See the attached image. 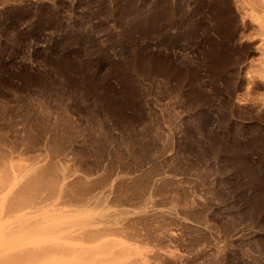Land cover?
Returning <instances> with one entry per match:
<instances>
[{
    "label": "rangeland",
    "instance_id": "obj_1",
    "mask_svg": "<svg viewBox=\"0 0 264 264\" xmlns=\"http://www.w3.org/2000/svg\"><path fill=\"white\" fill-rule=\"evenodd\" d=\"M250 6L0 0V177L46 180L13 193L36 211L9 208L1 191L0 250L91 224L99 238L34 263L264 264V65Z\"/></svg>",
    "mask_w": 264,
    "mask_h": 264
},
{
    "label": "bare ground",
    "instance_id": "obj_2",
    "mask_svg": "<svg viewBox=\"0 0 264 264\" xmlns=\"http://www.w3.org/2000/svg\"><path fill=\"white\" fill-rule=\"evenodd\" d=\"M251 1V2H250ZM248 0V2L250 3V8L249 9H251L250 10V12H252L251 13V15H252V20H253V23L256 25L255 26V30L253 31V35L258 39V45H256L257 46V48L256 49H258L260 52L259 53H261L260 55H261V59L259 58L258 60H261V61H256V62H261L260 64H262V65H264V0ZM246 4H247V2H245ZM244 5V4H243ZM246 11V10H245ZM199 13V12H198ZM140 27V26H139ZM210 47V46H209ZM225 47V46H224ZM219 48V47H218ZM216 49V48H215ZM212 54L214 55V57L217 59L218 57H219V53L218 52H216V50H213V52H212ZM259 55V56H260ZM221 62V61H220ZM223 63V62H222ZM259 63H257V65L258 66H260V64ZM262 69H264V68H262ZM176 72V71H175ZM99 91V90H98ZM33 101V100H32ZM9 103V102H8ZM119 103V102H118ZM42 104V103H41ZM32 107V106H31ZM38 107V106H37ZM15 109V108H14ZM6 110V109H5ZM32 111V110H31ZM45 111V110H44ZM43 111V112H44ZM45 114V113H44ZM35 116H37V115H35ZM43 116V115H42ZM34 118V117H33ZM41 118V117H40ZM48 118V117H47ZM28 119V118H27ZM27 121V120H26ZM31 122V121H30ZM70 122H72V121H70ZM40 123V122H39ZM41 124V123H40ZM59 124H61V123H59ZM32 125H34V124H32ZM31 125V126H32ZM62 125V124H61ZM18 126V125H17ZM61 127V126H60ZM27 128V127H26ZM34 128V127H33ZM37 128H39V127H37ZM36 128V129H37ZM47 128V127H46ZM58 128V127H57ZM29 130V129H28ZM31 130V129H30ZM32 132H33V130H32ZM43 132V131H42ZM40 133V132H39ZM34 136V135H33ZM41 136V135H40ZM57 136V135H56ZM32 137V136H31ZM26 138H27V136H26ZM35 139V138H34ZM33 139V140H34ZM38 140V139H37ZM47 140V139H46ZM30 141V140H29ZM41 141V140H40ZM56 141V140H55ZM48 142V141H47ZM51 142V141H50ZM27 143V142H26ZM239 144V143H238ZM49 145V144H48ZM47 145V146H48ZM54 151V150H53ZM55 153V152H54ZM12 158V157H11ZM13 160V159H12ZM37 160V159H36ZM36 160H34V161H36ZM6 161V160H5ZM14 161V160H13ZM41 161V160H40ZM18 162V161H17ZM33 162V161H32ZM15 163H16V161H15ZM29 163V162H28ZM50 163V162H49ZM25 164V163H24ZM23 164V165H24ZM38 164V163H37ZM43 164V163H42ZM16 165H17V163H16ZM22 165V166H23ZM28 165V164H27ZM33 165V164H32ZM51 165V164H50ZM18 166V165H17ZM35 166V165H34ZM46 166V165H45ZM20 167V166H19ZM44 167V166H43ZM58 167V166H57ZM56 167V168H57ZM62 167V166H61ZM5 168V167H4ZM3 168V169H4ZM18 168V167H17ZM17 168H15V169H17ZM32 168H33V166H32ZM1 169V168H0ZM3 169H2V171H3ZM23 171H22V170ZM21 169L19 170V168H18V170H16V173L18 172V174H17V176L18 175H22L23 176V172H26V170H24V168H22L21 167ZM26 169H29V168H26ZM34 169V168H33ZM35 169H37V168H35ZM5 170V169H4ZM6 170H9V169H6ZM43 170V169H42ZM47 170V169H46ZM51 170H52V168H51ZM10 171V170H9ZM9 171L7 172V174L9 175H5L4 173H6V171L3 173L4 174V176H3V174H2V179H1V177H0V187H1V189H0V194L3 192V190L4 191H7V193H8V196H9V194H12V197H11V202H12V200H13V195H16V194H13V193H15V191L18 189V191L20 190V189H22V191H21V193L23 192L24 193V189L26 188V190L28 189V184L29 183H31V182H33L34 180L36 181L37 180V184H39L38 182V180H41L40 182V184L39 185H45V183L44 184H42V181H46L45 179L44 180H42L43 178H45V177H43V175H42V173H45V172H43L42 171V173H40V169H39V171H33L32 169H30V171L31 172H27V175H28V173H29V177L26 175V179H25V174H24V181L25 180H27V178H28V181H26V182H28V183H24L22 180V178H20V179H22L21 181H22V184L24 183V185H22L21 184V182L20 181H17L16 179V175L15 176H13L12 175V171H13V169H12V171H10V173H9ZM20 171H22V172H20ZM27 171H29V170H27ZM1 172V171H0ZM63 172H65V171H63ZM2 173V172H1ZM14 173V172H13ZM31 173V174H30ZM48 173H49V170H48ZM73 173V172H72ZM65 174H66V172H65ZM68 174H69V172H68ZM75 174V173H74ZM1 175V174H0ZM49 174H47V175H45L44 174V176H48ZM50 175H52V174H50ZM49 175V176H50ZM57 175V174H56ZM69 175H71V174H69ZM68 175V176H69ZM73 175V174H72ZM49 176L47 177V178H49ZM59 176H61V175H59ZM68 176H66V177H68ZM79 176V175H78ZM54 177V176H53ZM52 177V178H53ZM56 178L58 177V176H55ZM62 177V176H61ZM75 177V176H74ZM46 178V179H47ZM52 178H50L49 180H51ZM55 178V179H56ZM65 178V177H64ZM69 178V177H68ZM90 178V177H89ZM58 180V179H57ZM57 180H55V181H57ZM34 181V183H36ZM47 181H48V179H47ZM54 180H52L51 182H53ZM60 181V180H59ZM67 181V180H66ZM74 181V180H73ZM61 182V181H60ZM59 182V183H60ZM112 182V181H111ZM33 183V186L35 185ZM47 183H49V182H47ZM56 183V182H55ZM55 183L53 182V186L55 185ZM70 183V182H69ZM73 183V182H72ZM71 183V184H72ZM2 184V185H1ZM37 184L35 185V186H37ZM52 184V183H51ZM63 184H65V182L63 183ZM62 184V185H63ZM74 184V183H73ZM72 184V185H73ZM112 184V183H111ZM21 185V186H20ZM38 185V186H39ZM49 185V184H48ZM56 185H58L57 183H56ZM75 185H77V184H75ZM113 185V184H112ZM31 186H32V184H31ZM30 186V187H31ZM37 186V188H39ZM66 186H67V184H66ZM16 187H17V189H16ZM48 187V186H47ZM63 187V186H62ZM104 187H105V185H104ZM15 188V189H14ZM33 187H31V189H32ZM41 188H43V187H41ZM45 188V187H44ZM50 188V187H49ZM49 188H48V190H49ZM52 188H54V187H52ZM58 188V187H57ZM66 189H67V187H65ZM103 188V187H102ZM55 189V188H54ZM64 189V188H63ZM65 189V190H66ZM29 190H30V188H29ZM40 190V189H39ZM50 190H51V188H50ZM55 190H57V189H55ZM62 190V189H61ZM2 191V192H1ZM31 191V190H30ZM36 191V193L38 192L37 190H35ZM53 192H55L54 190H52ZM63 191V190H62ZM68 191V190H67ZM88 191V190H87ZM32 192H34V191H32ZM32 192H31V194H32ZM58 192V191H57ZM80 192V191H79ZM102 192V191H101ZM100 192V193H101ZM22 193V194H23ZM26 196L27 195H29L28 194V192L26 191ZM30 193V192H29ZM35 193V192H34ZM48 193H50V192H48ZM61 193H63V192H61ZM65 193V192H64ZM98 193V192H97ZM73 194V193H72ZM75 194V193H74ZM33 195V194H32ZM57 195V194H56ZM62 195V194H61ZM60 195V196H61ZM66 195V194H65ZM67 195H68V193H67ZM71 194H70V192H69V196H70ZM75 195H77V194H75ZM94 195V194H93ZM96 195V194H95ZM101 195V194H100ZM1 196V195H0ZM23 196H25V194H23ZM34 196V195H33ZM44 196L45 195H43V199L44 200H42V199H40V200H42L43 202L45 201V199L46 198H44ZM46 196H48V195H46ZM72 196V195H71ZM70 196V197H71ZM74 196V195H73ZM72 196V197H73ZM78 196V195H77ZM77 196H75L76 198H77ZM99 196V195H98ZM103 196V195H102ZM10 197V196H9ZM22 196H18V199H14V206L9 202L8 203V206H6V207H9V206H13V207H9V208H16V210L20 207L19 205H24V204H26L25 206H27V204H30L31 205V207L33 208L32 210H37V209H39V206L37 205V207H36V205L34 204V206L31 204L32 203V198H29L30 196H27V198L26 197H24V198H21ZM36 197V196H35ZM39 197V196H38ZM38 197L36 198V199H38ZM49 197V196H48ZM54 197V196H53ZM79 197V196H78ZM89 197V196H88ZM90 197H92V195H90ZM34 198V197H33ZM35 199V198H34ZM34 199H33V201H34ZM35 199V200H36ZM71 199V198H70ZM73 199V198H72ZM87 199V198H86ZM94 199V198H93ZM96 199V198H95ZM94 199V200H95ZM103 199V198H102ZM8 197H7V202H8ZM40 200L37 202L38 204H40L41 202H40ZM47 200V199H46ZM53 200V199H52ZM69 200V199H68ZM83 200V199H82ZM87 200H89V199H87ZM100 200V199H99ZM10 201V200H9ZM86 201V200H85ZM90 201H91V199H90ZM93 201V200H92ZM12 202V203H13ZM40 202V203H39ZM52 202V201H51ZM75 202V201H74ZM102 202V201H101ZM100 202V203H101ZM17 203V204H16ZM88 203V202H87ZM55 204H58V203H55ZM78 204V203H77ZM94 204V203H93ZM15 205L18 207H15ZM44 205V204H43ZM91 205V204H90ZM25 206H24V208H25ZM77 206V205H76ZM96 206V205H95ZM22 208H23V206H21ZM30 207V206H29ZM58 207V206H57ZM77 207H79V206H77ZM80 207H81V205H80ZM9 208H7L6 210H7V212L9 211ZM21 208V209H22ZM35 208V209H34ZM40 208H42V206L40 205ZM55 208V207H54ZM90 208V207H89ZM12 209L10 210V212L12 211ZM20 209V210H21ZM62 209V208H61ZM74 209H76V208H74ZM15 210V211H16ZM19 210V209H18ZM32 210H31V212H32ZM35 210V211H36ZM64 210H66V209H64ZM63 210V211H64ZM77 210H82V209H77ZM84 210H86V209H84ZM134 210V209H133ZM4 211H5V208H4ZM14 211V212H15ZM27 211H29V210H27ZM67 211H69V209H67ZM6 212V211H5ZM4 212V213H5ZM30 212V211H29ZM28 212V213H29ZM125 212V211H124ZM9 213V212H8ZM8 213H7V216H10V214L8 215ZM13 213V212H12ZM11 213V214H12ZM113 215V214H112ZM6 215H3V217L2 218H4ZM12 216V215H11ZM6 218V217H5ZM22 218V217H21ZM95 218V217H94ZM79 219V218H78ZM117 219V218H116ZM22 220H24V219H22ZM21 220V221H22ZM76 220H77V218H76ZM75 219L73 220V221H71L70 219H69V223H73V222H75L76 221ZM83 220V219H82ZM95 220H96V218H95ZM105 220V219H104ZM112 220V219H111ZM16 221V220H15ZM20 221V222H21ZM34 221V220H33ZM78 221H80V220H78ZM13 222V221H12ZM23 222H25V220L23 221ZM38 221H36V223H37ZM90 222H92V221H90ZM99 222V221H98ZM35 222H31V220H30V223H28L27 224V226H26V224H25V228H26V231H27V233L28 232H30V230H32V228L30 227V226H33L34 224H36ZM81 223H83V224H85V221H81ZM89 224V220H88V222H86V224ZM99 223H101V222H99ZM19 224V223H18ZM30 224V225H29ZM32 224V225H31ZM68 224V223H67ZM75 224H76V222H75ZM79 224V223H78ZM105 224V223H104ZM107 224V223H106ZM14 225V224H13ZM71 225V224H70ZM69 224L68 225H66V224H64V225H61V224H53V225H51V226H49V227H47L46 229H41L40 228V230L42 231L41 233H47V234H51V235H53V237H52V239H50L49 240V242H46L45 241V243L43 242L42 244H40V245H35V244H37V243H35L34 244V246L32 247V245H30L31 247H21V246H18L17 244L14 246H12L13 248H11V249H14V251H11V249L9 248V250L11 251L10 253L11 254H9V255H6V253H7V251H6V253L4 252V251H1L0 250V264H35L38 260H40V259H42V258H44L45 259V257H48V256H54V255H64V254H68V253H71V252H73V251H76L75 250V245H74V242L76 241V240H80L81 239V241H82V238H88V240H89V238L91 239V238H96V237H94V236H97V234L100 232L101 233V231H97V229L95 230V229H91L90 227H91V224H89L88 226L89 227H86V228H84V227H82V226H80L81 228H76V227H73V226H71V227H69L70 226ZM73 225V224H72ZM80 225V224H79ZM82 225V224H81ZM6 226V225H5ZM4 226V227H5ZM9 226V225H8ZM7 226V227H8ZM85 226V225H84ZM94 226V223L92 224V227ZM73 227V228H72ZM6 228V227H5ZM4 228V229H5ZM11 228H12V226H11ZM24 228V229H25ZM45 228V227H44ZM103 228V227H102ZM9 229H10V227H9ZM13 230V229H12ZM99 230V229H98ZM5 233H7V235L9 236V233L8 232H5ZM104 233V232H103ZM101 236V235H100ZM81 237V238H80ZM98 237V236H97ZM27 238V237H26ZM39 238V237H38ZM99 238V237H98ZM85 239V240H86ZM97 239V238H96ZM114 239V238H113ZM84 240V241H85ZM92 240V239H91ZM20 241V240H19ZM22 241H24V240H22ZM21 241V242H22ZM93 241V240H92ZM91 241V242H92ZM34 242V241H33ZM125 242V241H124ZM29 243V242H28ZM7 244H10L9 242L7 243ZM21 244V243H20ZM75 244H76V242H75ZM77 245H78V243H77ZM19 247V248H18ZM77 247L78 246H76V249H77ZM88 247V246H87ZM119 247V246H118ZM16 248H17V250H16ZM22 248V249H21ZM8 250V249H7ZM73 250V251H72ZM78 250V249H77ZM71 251V252H70ZM133 251H135V250H133ZM9 253V252H8ZM128 254V253H127ZM108 255V254H107ZM59 257V256H58ZM49 258V257H48ZM51 258V257H50ZM56 259V258H55ZM78 260V259H77ZM76 260V261H77ZM64 261V260H63ZM35 262V263H34ZM39 262V261H38ZM54 263V262H53ZM68 263V262H67ZM87 263V262H86ZM85 263V264H86ZM50 264V263H49Z\"/></svg>",
    "mask_w": 264,
    "mask_h": 264
}]
</instances>
